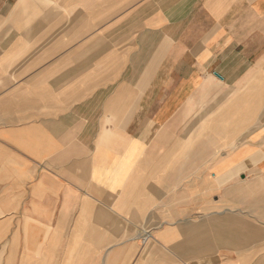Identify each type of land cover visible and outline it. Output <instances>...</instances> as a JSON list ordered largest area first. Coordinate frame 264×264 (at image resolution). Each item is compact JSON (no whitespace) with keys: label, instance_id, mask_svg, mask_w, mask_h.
Listing matches in <instances>:
<instances>
[{"label":"crops","instance_id":"obj_1","mask_svg":"<svg viewBox=\"0 0 264 264\" xmlns=\"http://www.w3.org/2000/svg\"><path fill=\"white\" fill-rule=\"evenodd\" d=\"M0 264H264V0H0Z\"/></svg>","mask_w":264,"mask_h":264},{"label":"rangeland","instance_id":"obj_2","mask_svg":"<svg viewBox=\"0 0 264 264\" xmlns=\"http://www.w3.org/2000/svg\"><path fill=\"white\" fill-rule=\"evenodd\" d=\"M240 99H242V97H238V98H236V99H233L232 101L234 102V101H238V100H240Z\"/></svg>","mask_w":264,"mask_h":264}]
</instances>
